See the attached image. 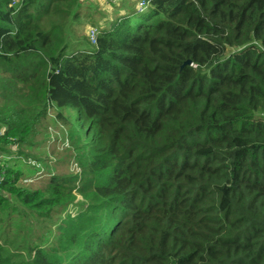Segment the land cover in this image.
<instances>
[{"label": "trees", "instance_id": "1", "mask_svg": "<svg viewBox=\"0 0 264 264\" xmlns=\"http://www.w3.org/2000/svg\"><path fill=\"white\" fill-rule=\"evenodd\" d=\"M77 1L0 0V150L52 106L102 211L81 245L34 248L33 264H264V0H143L73 47L61 8ZM6 174L0 211L7 194L53 206Z\"/></svg>", "mask_w": 264, "mask_h": 264}, {"label": "rangeland", "instance_id": "2", "mask_svg": "<svg viewBox=\"0 0 264 264\" xmlns=\"http://www.w3.org/2000/svg\"><path fill=\"white\" fill-rule=\"evenodd\" d=\"M121 1L120 8L116 1L111 3L112 0H78L72 6H62L61 23L69 46L94 47L88 39L91 29L98 30L114 21L119 12L124 13L144 2ZM8 86L7 76L0 73V109L3 89ZM35 132L38 134L26 144L6 148L5 152L0 150V187L6 171L20 173L15 188L37 191L41 197L50 198L53 206L27 207L7 194V208L0 211L2 264H33L34 248L60 257L67 248L75 247L74 241L79 240L81 245L83 236L92 229L93 218L102 217V211H97L100 202L93 194V186L98 183L88 172L89 153L84 144L76 150L72 127H63L55 118V110L48 106ZM0 133H3L2 126ZM48 179H56L59 184L55 191L46 184ZM9 208H15L11 215Z\"/></svg>", "mask_w": 264, "mask_h": 264}, {"label": "built area", "instance_id": "3", "mask_svg": "<svg viewBox=\"0 0 264 264\" xmlns=\"http://www.w3.org/2000/svg\"><path fill=\"white\" fill-rule=\"evenodd\" d=\"M17 1H18V0H12V3L15 4V3H17ZM108 1H111V0H108ZM114 1H116L117 4H118V2H119V0H112L111 3H113ZM113 6H114V5H113ZM145 6H147V4H146L145 2H140V3L137 4V9L139 10V8H140V9L145 8ZM97 32H98V30L94 28V29H91V30L89 31V33H88V39H89L91 45H93V46L96 45V36H97ZM25 180H27V179H25Z\"/></svg>", "mask_w": 264, "mask_h": 264}, {"label": "water", "instance_id": "4", "mask_svg": "<svg viewBox=\"0 0 264 264\" xmlns=\"http://www.w3.org/2000/svg\"><path fill=\"white\" fill-rule=\"evenodd\" d=\"M135 9H137V7L135 6ZM184 65H190V62L187 61Z\"/></svg>", "mask_w": 264, "mask_h": 264}, {"label": "crops", "instance_id": "5", "mask_svg": "<svg viewBox=\"0 0 264 264\" xmlns=\"http://www.w3.org/2000/svg\"><path fill=\"white\" fill-rule=\"evenodd\" d=\"M120 14L122 13V12H119Z\"/></svg>", "mask_w": 264, "mask_h": 264}]
</instances>
